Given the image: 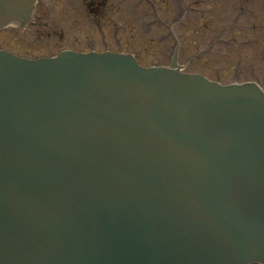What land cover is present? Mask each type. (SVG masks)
Wrapping results in <instances>:
<instances>
[{
  "label": "water",
  "instance_id": "1",
  "mask_svg": "<svg viewBox=\"0 0 264 264\" xmlns=\"http://www.w3.org/2000/svg\"><path fill=\"white\" fill-rule=\"evenodd\" d=\"M250 260L264 262L256 85L117 54L0 57V264Z\"/></svg>",
  "mask_w": 264,
  "mask_h": 264
},
{
  "label": "rangeland",
  "instance_id": "2",
  "mask_svg": "<svg viewBox=\"0 0 264 264\" xmlns=\"http://www.w3.org/2000/svg\"><path fill=\"white\" fill-rule=\"evenodd\" d=\"M235 2L36 0L34 20L22 29L0 31V48L31 57L64 48L125 50L136 54L143 65H166L179 42L178 63L183 70L204 73L222 83L256 78L264 85L263 61L255 67L249 61L264 57V0ZM181 12L186 17L179 24L176 16ZM215 38L219 43L202 53ZM241 57L239 73L234 59Z\"/></svg>",
  "mask_w": 264,
  "mask_h": 264
}]
</instances>
